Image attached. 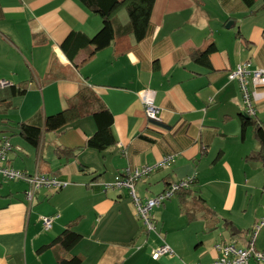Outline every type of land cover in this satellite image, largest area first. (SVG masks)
<instances>
[{
	"label": "crops",
	"instance_id": "obj_1",
	"mask_svg": "<svg viewBox=\"0 0 264 264\" xmlns=\"http://www.w3.org/2000/svg\"><path fill=\"white\" fill-rule=\"evenodd\" d=\"M253 1L156 0L144 40L131 34L93 56L91 48L82 49L70 60L62 42L72 31L95 35L100 15L79 0H0V83L27 86L11 98L0 86V144L7 139L12 145L10 167L69 182L59 191L41 188L32 204L27 181L0 179V264H60L58 245L42 248L73 221L82 240L70 254L81 256L82 264H211L219 255L216 244L250 243L264 211L248 222V183L264 188V160L247 158L260 144L254 127L242 137V91L228 75L247 61L264 69V0ZM118 17L129 22L126 10ZM211 44L217 48L211 66L190 58ZM144 89L155 92L157 121L146 117ZM86 91L114 116L116 143L105 150L86 146L97 131L91 114L97 105L80 97ZM72 102L80 103L83 115L45 131L37 148L18 135V122L42 125ZM255 107L264 125V99ZM251 136L256 143L248 152ZM168 155L172 161L137 182V194L146 200L195 177L193 195L184 208L178 196L156 208L157 231L147 232L129 191L105 184ZM199 197L212 212L200 207ZM50 215L58 217L45 231L41 217ZM228 222L241 233L234 236ZM256 231L255 248L264 252V227ZM165 242L174 253L154 259Z\"/></svg>",
	"mask_w": 264,
	"mask_h": 264
},
{
	"label": "trees",
	"instance_id": "obj_2",
	"mask_svg": "<svg viewBox=\"0 0 264 264\" xmlns=\"http://www.w3.org/2000/svg\"><path fill=\"white\" fill-rule=\"evenodd\" d=\"M86 8L92 12L100 15L103 25L101 29L92 37L87 36L81 31H72L64 39L61 44L62 49L70 60L78 55V53L85 48H91L90 55L93 56L97 51L108 47L115 40L134 35L137 42H141L147 36L148 29L151 24V16L156 0H79ZM251 6L254 1L246 0ZM126 10L129 16V22L122 24L119 20L118 14ZM217 50L215 44L209 45L205 49L193 50L190 53V58L196 62L211 66L209 56ZM7 95L11 98L14 96L23 95L27 91V86H6ZM84 90V89H83ZM82 92H80L81 94ZM82 99L89 100L94 108L91 114L94 116L97 125L96 133L87 140L86 146L96 148L98 150H105L116 143V139L112 130L114 123V116L109 108L93 93L86 91L80 96ZM5 100V99H4ZM2 100V101H4ZM83 115L81 105L78 102H72L66 110L58 112L53 115H48L44 119L42 125L35 121H21L16 124L18 135L24 138L29 144L34 147L40 145L42 135L45 131L52 132L60 130L67 123L72 122ZM246 113L240 114L242 122V137H245L246 131L249 127H254L255 136L260 144L258 152L248 155V160H264V125L255 117H247ZM63 153L69 154L68 150L63 149ZM195 183V182H194ZM193 191L190 188L180 189L175 196L180 199V204L184 208L187 197L192 196ZM199 205L206 212H212L206 205L204 198L199 197ZM193 213L188 212V215ZM75 221L69 223L62 233L53 240L49 245L42 249L53 245L59 246L58 260L60 264H82L83 259L78 255H71V250L82 240V235L74 230ZM232 234L238 235L241 231L232 226L230 222Z\"/></svg>",
	"mask_w": 264,
	"mask_h": 264
},
{
	"label": "built area",
	"instance_id": "obj_3",
	"mask_svg": "<svg viewBox=\"0 0 264 264\" xmlns=\"http://www.w3.org/2000/svg\"><path fill=\"white\" fill-rule=\"evenodd\" d=\"M229 79L238 81L242 91V100L245 113L250 117H255L257 110L255 104L264 99V69L253 68L250 61L239 64L235 69L230 70ZM1 87L8 86L6 81L0 83ZM140 97L144 104L146 117L150 121L159 119L160 108L155 104V92L151 89L140 91ZM12 150L10 141L4 139L0 144V179L3 180H25L29 183L26 191V199L28 202H34L36 192L41 188L59 191L65 188L69 182L61 180L57 177L40 175L35 173L28 175L22 171L16 170L8 165V154ZM173 155H168L157 165H146L141 168L126 169L122 174L116 176L114 182L105 184L106 188L127 189L131 195L133 203L136 207L138 216L143 221L147 232L157 231V225L153 216V210L161 207L167 200L173 198L180 189L190 188L195 177H188L171 183L163 192L158 195L142 200L137 194L136 185L143 177L148 176L154 170L165 167L173 159ZM58 215H50L41 217L42 225L45 231L53 228L54 222ZM264 227V221L257 225L259 230ZM257 231L253 232L250 243L241 247L235 242H220L215 245L218 252V258L211 264H264V252H260L255 248V237ZM173 248L166 242L153 252V258L158 259L162 255H172Z\"/></svg>",
	"mask_w": 264,
	"mask_h": 264
},
{
	"label": "rangeland",
	"instance_id": "obj_4",
	"mask_svg": "<svg viewBox=\"0 0 264 264\" xmlns=\"http://www.w3.org/2000/svg\"><path fill=\"white\" fill-rule=\"evenodd\" d=\"M239 16L242 17V20L245 19V17H243V15H239ZM241 17H238V18L241 19ZM253 137L254 136L249 137L248 141L246 142V149L248 148V152H250L252 150L253 144L256 143ZM241 175H242V173H241ZM198 193H199V191H198ZM175 198H176V196L167 200V203H171L172 201L175 200ZM263 204H264V188L262 186L257 188V187L250 185L248 183V222L252 221L253 222L252 224H254V221H253L254 214L257 212V210H258V213H263L264 208L261 207ZM154 211H155V209L153 210V214H154ZM261 222H262V219H260L259 223H261ZM259 223L257 225H259ZM178 225H179V223L176 224L175 226H178ZM201 225L203 228V224H201ZM257 225L254 228V232H256V230H257L256 229ZM218 228H219V231H222L223 230V224L220 225ZM213 234H215V232L208 234L206 237L208 239H210V237Z\"/></svg>",
	"mask_w": 264,
	"mask_h": 264
},
{
	"label": "water",
	"instance_id": "obj_5",
	"mask_svg": "<svg viewBox=\"0 0 264 264\" xmlns=\"http://www.w3.org/2000/svg\"><path fill=\"white\" fill-rule=\"evenodd\" d=\"M247 117H250V116H248V115H246Z\"/></svg>",
	"mask_w": 264,
	"mask_h": 264
}]
</instances>
